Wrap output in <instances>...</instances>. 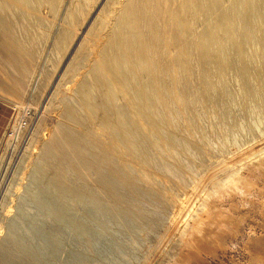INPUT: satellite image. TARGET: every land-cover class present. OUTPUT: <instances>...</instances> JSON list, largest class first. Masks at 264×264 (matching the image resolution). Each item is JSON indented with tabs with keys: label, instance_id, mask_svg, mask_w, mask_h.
<instances>
[{
	"label": "bare ground",
	"instance_id": "obj_1",
	"mask_svg": "<svg viewBox=\"0 0 264 264\" xmlns=\"http://www.w3.org/2000/svg\"><path fill=\"white\" fill-rule=\"evenodd\" d=\"M1 1L31 25L41 21L38 7L50 9L55 31L44 63H58L55 50L71 42L95 0H67L61 14V0ZM108 2L101 0L82 33L79 53L67 64L88 60L89 68L67 81L66 93L92 126L59 141L65 126L57 123L45 138L59 142L48 144L46 152L87 142L108 165L151 182L146 165L171 174L181 165L192 170V159L186 158L196 160L194 146L220 155L264 133V0H113L118 6L109 21L102 17ZM25 41L31 47L24 49L36 50L40 35ZM12 56L15 66H23V56ZM48 72H38L34 94ZM65 105L67 117L77 121L74 106ZM60 174L59 167L36 166L17 205L19 214L6 217L10 240L42 264H82L94 257L127 264L123 248L133 244L130 233L139 222L136 226L110 203L71 188Z\"/></svg>",
	"mask_w": 264,
	"mask_h": 264
},
{
	"label": "rangeland",
	"instance_id": "obj_2",
	"mask_svg": "<svg viewBox=\"0 0 264 264\" xmlns=\"http://www.w3.org/2000/svg\"><path fill=\"white\" fill-rule=\"evenodd\" d=\"M95 1L90 3L87 17L71 42L55 50L60 57L58 63H44V57L51 54L49 47L55 31L50 9L46 5L38 7L41 21L31 25L0 5V264H42L41 258L26 255L21 246L10 240L6 220L7 215L19 214L17 205L36 166L61 168L65 184L110 203L117 214L125 212L136 220V226L139 222L135 231L138 235L130 233L134 237L132 247L123 248L127 264H264V133L254 140L250 138L251 143L248 141L241 149L220 155H209L194 146V151L200 149L196 160L186 158L189 162L188 158L192 159V170L181 165L171 174L146 165L151 182L141 181L133 171L108 165L106 158L87 142L83 143L85 146L78 141L45 151L48 144L56 146L63 138L74 132L84 133L92 126V121L76 106L75 98L67 96L66 87L75 73L89 68L88 60L83 58L80 66L67 64L73 54L79 53L76 48L82 33L101 2ZM61 2L58 14L67 0ZM114 6L118 5L109 0L102 12L105 20L111 18ZM98 33L102 34L100 30ZM31 35H40L36 50L24 49L31 47L25 41ZM27 54L36 57L27 58ZM12 55L23 56L19 60L23 66H15ZM41 68L49 72L37 81L34 94L33 84ZM67 97L70 98L65 104L74 106L77 121L67 117ZM23 120L26 125L19 127ZM57 123L65 126L61 135L57 134L59 141L46 140L45 137L51 138ZM252 143L261 146L243 153ZM218 180L221 181L216 183ZM71 248L69 243L67 249ZM67 249L63 257L68 254ZM97 258L86 259L82 264H112Z\"/></svg>",
	"mask_w": 264,
	"mask_h": 264
},
{
	"label": "built area",
	"instance_id": "obj_3",
	"mask_svg": "<svg viewBox=\"0 0 264 264\" xmlns=\"http://www.w3.org/2000/svg\"><path fill=\"white\" fill-rule=\"evenodd\" d=\"M26 125V120H23V121H21L20 123H19V127H21V126H25ZM16 128H17V126H16ZM14 130H16V129H14Z\"/></svg>",
	"mask_w": 264,
	"mask_h": 264
}]
</instances>
